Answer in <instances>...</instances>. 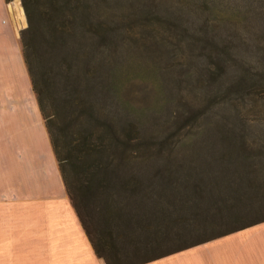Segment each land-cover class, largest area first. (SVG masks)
Listing matches in <instances>:
<instances>
[{"label":"trees","instance_id":"trees-1","mask_svg":"<svg viewBox=\"0 0 264 264\" xmlns=\"http://www.w3.org/2000/svg\"><path fill=\"white\" fill-rule=\"evenodd\" d=\"M20 2L26 27L19 41L32 92L97 258L148 264L264 223V121L224 118L223 108L212 107V114L221 111L219 120L203 122L196 95L202 86L222 98L249 90L252 81L264 87V0ZM153 17L183 36L185 53L195 55L193 81L185 85L181 74V89L168 100L181 113L167 120L162 135L160 129L150 135L146 112L123 95L124 78L140 67L129 50L123 63L115 53L124 38L143 34L135 24L149 25ZM102 92L109 105L98 102ZM208 97L203 101L214 102Z\"/></svg>","mask_w":264,"mask_h":264},{"label":"crops","instance_id":"crops-1","mask_svg":"<svg viewBox=\"0 0 264 264\" xmlns=\"http://www.w3.org/2000/svg\"><path fill=\"white\" fill-rule=\"evenodd\" d=\"M20 10L0 0V264H105L66 194L21 54ZM148 264H264V223Z\"/></svg>","mask_w":264,"mask_h":264},{"label":"rangeland","instance_id":"rangeland-1","mask_svg":"<svg viewBox=\"0 0 264 264\" xmlns=\"http://www.w3.org/2000/svg\"><path fill=\"white\" fill-rule=\"evenodd\" d=\"M10 2L12 3L14 0H11ZM19 4L21 7L20 0ZM262 5L263 4L260 3L258 6L261 7ZM149 22V25H145V21H142V23L137 25L135 24V26H133V30L143 34L134 35V39L128 38L125 40L124 38L121 41V47L117 49L115 53L119 57L120 63L121 60L122 63L124 62L123 60H128L126 56L128 55L131 57V64L135 65V69H137V66L140 67L138 73L134 72V74L130 76L127 75L124 78L125 81L123 90H126L123 92V95L129 99L130 104L135 109H141L146 112L148 132H150V135H153L151 133L152 130L157 131L159 129L160 134L162 135L166 132V130L163 129V126L167 120L181 113L180 111L182 110V107L175 102L167 106L168 100H170L169 97H172L177 90L181 89L180 86L176 85V80L181 74H187L185 85L193 81L194 67L191 64L195 60V55L185 53L186 50L183 36H173L176 32L174 30H169L170 28L164 23H161L159 18L153 17V19ZM138 26H142V28ZM146 34L147 38L143 39ZM79 40L80 38L78 37L76 42ZM127 50H129V52H126ZM191 57H193L192 60H190ZM189 62L191 64H189ZM246 64L252 66L249 63ZM124 65H126V62ZM230 65V68L233 70L228 69L224 73L222 78L224 89H222V92H225V89H227V87L225 88V84L230 86L229 78L234 75V69H236V64L234 62ZM141 66L145 67L141 68ZM146 68H149L151 71L153 70V74L151 76L140 75L141 72L143 73V69ZM254 71H257V69L255 68ZM156 74L159 75L158 79ZM256 74L259 75L258 73ZM158 80L159 82L163 81L162 85L158 82ZM258 84L259 82L252 81L249 90L240 94H231L228 97L223 96V98L220 93L213 95L217 93L213 87L211 89L206 86L200 87V89L197 90L196 95L198 96V99L202 97V105L199 112V116L203 117L201 121L208 122L211 119L219 120L221 111L217 114H212L211 112L213 111L212 107H215L224 109L222 115L224 118H227V116L231 114L238 115L248 122H263L264 87L259 86ZM157 87L159 91H157ZM248 87L249 84H247L244 89H247ZM163 89L166 91L165 95ZM207 95L211 96L214 99V102H210L209 104L208 102L203 101L204 99L209 98ZM106 97L107 96L104 92L97 95L98 102L103 106L109 105L108 103H104V99ZM217 103L221 104L216 106ZM153 121L155 124H152ZM186 123L191 124V122ZM184 130H188V128H185ZM176 131L177 130L175 128L171 129V132Z\"/></svg>","mask_w":264,"mask_h":264}]
</instances>
